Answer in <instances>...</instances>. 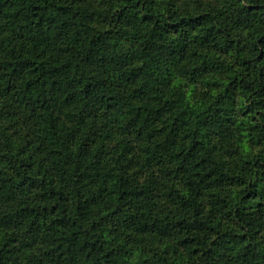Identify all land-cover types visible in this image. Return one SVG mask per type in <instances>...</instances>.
I'll list each match as a JSON object with an SVG mask.
<instances>
[{"label": "trees", "instance_id": "obj_1", "mask_svg": "<svg viewBox=\"0 0 264 264\" xmlns=\"http://www.w3.org/2000/svg\"><path fill=\"white\" fill-rule=\"evenodd\" d=\"M0 264H264V0H0Z\"/></svg>", "mask_w": 264, "mask_h": 264}]
</instances>
